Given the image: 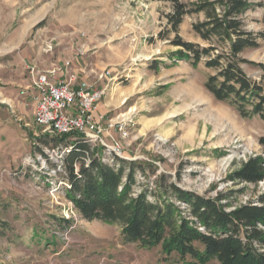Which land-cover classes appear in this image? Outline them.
<instances>
[{"label":"rangeland","instance_id":"374dc122","mask_svg":"<svg viewBox=\"0 0 264 264\" xmlns=\"http://www.w3.org/2000/svg\"><path fill=\"white\" fill-rule=\"evenodd\" d=\"M212 1L179 0L186 8ZM247 2L242 30L256 38L257 47L241 55L253 65L240 67L259 81L264 0ZM172 13L170 2L150 0H0V264H199L189 257H167L160 246L147 250L126 244L120 226L85 221L66 198V175L56 169L60 148L34 124L35 105L20 92L32 61L43 67L55 62L57 52L74 53L81 45L86 51L76 67L85 68L87 83L106 87L104 98L123 100L117 115L135 123L123 151L152 165L143 175L136 170L133 196L145 187L154 190L163 175L166 184L185 191L209 198L225 194L227 211L257 204L263 182L233 183L227 177L262 153L258 139L264 137V121L242 119L216 101L204 88L213 71L203 63L194 69L175 59L179 49L171 42L176 37L207 44L192 29L205 20L203 13L184 15L176 31L168 23ZM55 35L63 40L61 47L48 46ZM87 42L96 48L87 51ZM178 208L185 213L182 204Z\"/></svg>","mask_w":264,"mask_h":264},{"label":"trees","instance_id":"16d2710c","mask_svg":"<svg viewBox=\"0 0 264 264\" xmlns=\"http://www.w3.org/2000/svg\"><path fill=\"white\" fill-rule=\"evenodd\" d=\"M150 1L172 4L168 23L173 31L184 15L204 14L205 20L192 29L207 46L176 37L171 42L179 49L175 59L189 62L194 69L203 63L213 71L204 88L216 101L227 103L242 119L258 117L264 121V66H257L262 73L259 81L248 78L240 67L253 65L241 55L257 47L256 38L242 30L240 16L250 7L247 0H216L191 8L179 0ZM51 140L56 147L71 146L61 162L69 185L65 196L85 221L118 225L124 243L147 250L160 246L167 257H189L199 264H264V193L258 196L257 204L249 202L227 211L225 194L209 198L185 191L175 183L166 184L162 175L154 190L145 187L133 196L136 170L143 175L144 167L152 165L125 160H118L117 166L102 163L73 133ZM258 144L262 153L250 156L228 181L255 186L264 182V137ZM86 158L90 160L87 165ZM172 199L187 205L188 213L183 215Z\"/></svg>","mask_w":264,"mask_h":264},{"label":"built area","instance_id":"2783aa9c","mask_svg":"<svg viewBox=\"0 0 264 264\" xmlns=\"http://www.w3.org/2000/svg\"><path fill=\"white\" fill-rule=\"evenodd\" d=\"M84 51L83 46H80L77 54L83 55ZM28 70L32 81L20 95H28L35 105L33 121L37 127L42 128L44 135L52 138L73 133L90 146L92 156L110 166H117L118 160H137V157H129L123 151V142L128 140L135 128L132 119L124 115L108 117L99 112V103L105 95L106 87L94 88L93 85L80 81L77 73L71 71L70 62H64L62 69L39 71L32 66ZM58 71L64 79L56 77ZM103 77L102 74L99 79ZM59 148L60 152L55 154L59 162L56 169H61L64 173L61 162L71 146ZM89 161L86 158L85 164ZM63 186L65 190L69 188L66 180ZM180 204L184 207L183 215L187 214L188 206L183 203L177 205ZM195 226L203 232L198 223Z\"/></svg>","mask_w":264,"mask_h":264},{"label":"crops","instance_id":"0c3cea01","mask_svg":"<svg viewBox=\"0 0 264 264\" xmlns=\"http://www.w3.org/2000/svg\"><path fill=\"white\" fill-rule=\"evenodd\" d=\"M55 36L56 37H54V38L56 39V41L53 42V43L51 42L48 46H50V47L51 46H53V47H61L63 45V43H64L63 40L60 39L61 38L60 35H55ZM68 36H71L72 37V36H74V34L71 33ZM68 39H69V41L70 40H73L74 44L76 45V48L79 46L78 45L79 42H77L73 38L72 39L71 38H68ZM72 46H73V44H72ZM81 46L84 47V45H81ZM86 47H87V51L89 49H91V48H93V49L96 48L94 44H91V43H88V42H87V46ZM52 52H53V50L51 51V53ZM57 54L58 55L55 57L56 58L55 62H52L50 64H46L45 63L43 65V67H40L34 61H32V63H30L29 66H27L26 69H28V68H30L32 66H34L39 71H49V70H52L54 68H61L62 69L63 68V65H64V62H70V69H71V71L77 73L78 79L80 81H85V82L88 81L87 80L86 73L84 72L85 71L84 70L85 68H82L81 69V68H79V66L76 67V65L79 63L78 62L79 59H82L83 56H84V54L83 55H78L77 52L72 53L70 51V49L69 50L66 49V51L63 50L62 52L59 51V52H57ZM80 73L81 74H84V76L83 77H80V75H81ZM28 74H29V77L27 79L28 83H27L26 86H29L31 84V81H32V77H31V75H30L29 72H28ZM56 77L59 78V79H64L65 78L60 71H58L56 73ZM122 103H123V100H121L119 102L118 99H114V97H112L111 95L110 96H107V98H104L103 97V99L99 103V107H98L99 108V112L100 113H103V114H107L108 117H113V115H111V113L116 110V112H115L116 114H114V116L117 115L118 108L122 105ZM118 114H121V113H118Z\"/></svg>","mask_w":264,"mask_h":264},{"label":"bare ground","instance_id":"6f19581e","mask_svg":"<svg viewBox=\"0 0 264 264\" xmlns=\"http://www.w3.org/2000/svg\"><path fill=\"white\" fill-rule=\"evenodd\" d=\"M192 94H193V88L188 90V96H191ZM188 96H187V97H188ZM171 115H173V113H169V114L166 115V116H168V118H170ZM219 122H220V121H219ZM230 160H231V157L228 158L226 161L223 162V164H222V169H224V168L226 167V165L228 164V162H229Z\"/></svg>","mask_w":264,"mask_h":264},{"label":"water","instance_id":"95a60500","mask_svg":"<svg viewBox=\"0 0 264 264\" xmlns=\"http://www.w3.org/2000/svg\"><path fill=\"white\" fill-rule=\"evenodd\" d=\"M264 183V182H263Z\"/></svg>","mask_w":264,"mask_h":264}]
</instances>
